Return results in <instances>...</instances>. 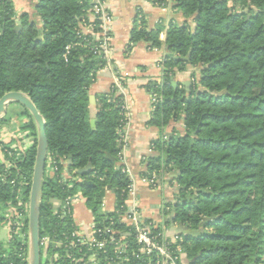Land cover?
<instances>
[{"label": "trees", "instance_id": "obj_1", "mask_svg": "<svg viewBox=\"0 0 264 264\" xmlns=\"http://www.w3.org/2000/svg\"><path fill=\"white\" fill-rule=\"evenodd\" d=\"M148 1L157 6L171 1L190 25L168 30L163 79L146 86L148 93L158 87L161 99L150 124L164 129L180 123L183 130L173 129L152 143L154 154L144 160L142 176L155 173L158 184L167 174L175 176L178 194L165 213L168 217L175 210L177 221L192 230L193 237L184 235L182 244L190 264H262L264 0ZM92 6L90 0H39L33 13L18 19L13 2L0 0V99L10 92L30 96L45 118L48 158L53 162L49 166L56 168L45 173L41 192L42 264H85L92 255L91 247H71L76 243L67 205L71 199H86L98 229L111 219L119 221L116 212H102L106 195L114 193L116 211L128 199L123 191L131 180L119 159L117 134L123 96L117 95L116 85L97 96V123L91 125L89 89L108 65L103 55L94 54L98 47L94 38L80 35ZM141 19L137 21L144 23ZM138 27L131 33V44L162 46L161 28ZM188 65L200 68L199 83L174 89L176 72ZM23 117L27 122L22 129L33 139L32 145L19 150L0 141L10 163L0 164V224L11 223L10 241H0V264H29L27 205L37 128L26 110ZM4 121L0 119V125ZM63 161L70 163L68 179L63 177ZM55 201L65 209L56 210ZM8 210L14 211L11 220ZM115 229L133 233L122 224ZM45 240L48 251L57 256L52 262H43ZM127 241L128 264H147L134 234ZM107 248L112 257V245ZM100 261L108 264V256Z\"/></svg>", "mask_w": 264, "mask_h": 264}, {"label": "crops", "instance_id": "obj_2", "mask_svg": "<svg viewBox=\"0 0 264 264\" xmlns=\"http://www.w3.org/2000/svg\"><path fill=\"white\" fill-rule=\"evenodd\" d=\"M11 1L19 19L24 13H33V9L39 0ZM106 3L112 18L110 30L112 39L106 56L108 65L97 73V79L89 89L90 117L92 120H96L97 96L109 93L113 85L117 82H123L125 84L124 99L129 106L124 164L131 179L135 182L137 191L136 197L128 201L127 207L130 209L136 205L147 220L154 221L169 234H176L167 226L166 222L170 215L164 216L161 207L174 201L177 185L171 177L168 178L165 175L161 177L157 190H152L148 184L143 182L142 173L146 170L144 160L154 154L152 143L163 136L172 134L173 129L182 132L183 128L180 123L172 124L164 129L150 124L153 112L151 98L146 86L151 81L161 82L163 79L164 59L169 55L165 44L168 30L172 26L179 27L187 22L190 25V21L184 17L179 9L173 6L171 1L165 6L154 5L148 0H106ZM142 17L144 23L141 21ZM138 18L141 19L139 22L137 21ZM135 27L146 28L149 31L161 28L159 40L162 46L152 48L149 43L144 41L131 44V33ZM199 80L200 68L191 65L186 66L182 72L177 71L174 79L181 89H189L193 83H199ZM188 83L191 84L189 87L186 86ZM2 133L6 136V131H2ZM25 134L28 137V133L25 132ZM9 139H13L12 134ZM6 141L8 140L6 139ZM30 145H32V141L28 142L26 146ZM5 163L4 154L0 152V164ZM62 163L65 169L63 177L68 179L70 177L68 170L70 163L68 161ZM76 198L74 201H70L68 205L75 229L81 239L91 240L93 237V214L86 205V199L82 196ZM62 205L59 201L54 202L56 210L63 207ZM116 205L114 193L109 192L104 199L102 212L113 214ZM181 259H183L181 263L183 264L185 262L184 255Z\"/></svg>", "mask_w": 264, "mask_h": 264}, {"label": "built area", "instance_id": "obj_3", "mask_svg": "<svg viewBox=\"0 0 264 264\" xmlns=\"http://www.w3.org/2000/svg\"><path fill=\"white\" fill-rule=\"evenodd\" d=\"M90 1L92 2L93 6L87 11L88 20H83L80 25V35L83 37L88 35L93 37L95 42L98 43V47L94 50V54L103 55L104 59L107 61L106 56L109 52L112 39L110 32L112 18L108 12L106 0ZM71 47L67 48V54H69ZM115 85L117 86L118 90L117 95L123 96V99L120 102L122 120L117 131V134L119 135L118 142L121 148L119 159L124 166V172L129 175V171L124 164L127 126L129 125V106L125 103L124 99L125 87L121 85V82H117ZM157 89L158 87H156L155 90L149 92L153 113L156 111V108L161 100L158 92H156ZM0 152L6 154L7 150H4L3 147L0 146ZM47 164L52 166V160L48 161ZM49 169L51 173L56 170L54 167H50ZM130 180V185L125 191H123L125 194H127L128 199L125 201V205L120 210H115L116 214H118L119 221L115 222L111 219L108 226H106L104 229H98L96 223H93V237L91 240L81 239L78 236L77 231H75L73 233V238L76 239V243H72L71 247H91L90 249L92 255L88 258V261L85 264H100L101 256H108V264H128L129 243L127 239L130 234H134L135 240L140 246L139 255L145 256L147 264H181V257L184 253L182 245L184 242V235L178 233L169 234L154 221L147 220L136 205L130 209L127 207L128 201L134 199L137 195L135 182L131 179V177ZM143 182L148 184L152 190H157L159 187L158 176L155 173L152 174L150 178L143 177ZM165 211L170 212V208L166 206ZM70 212L71 211L69 209V213ZM117 224H122L127 228H131L133 233L116 230L115 225ZM42 244L43 243H41V245ZM109 244H111L113 247L112 257H110V253L107 248ZM80 262V260L77 261V263Z\"/></svg>", "mask_w": 264, "mask_h": 264}, {"label": "water", "instance_id": "obj_4", "mask_svg": "<svg viewBox=\"0 0 264 264\" xmlns=\"http://www.w3.org/2000/svg\"><path fill=\"white\" fill-rule=\"evenodd\" d=\"M20 25V22H19ZM20 28V26H19ZM189 61V58L184 59ZM174 89L178 88V83L173 82ZM188 83L186 86H190ZM11 105H20L29 112L33 118L37 128V154L36 162L32 178L31 192L29 196V231H28V244H29V264H42L41 252V238H40V207H41V192L43 187L44 176L47 169L48 162V138L46 135V121L42 114L39 112L35 103L29 95L21 92H10L5 94L0 99V119L8 114ZM97 120H91V125L95 127ZM107 158L114 161V158L107 155ZM90 169L88 166L79 172V175L86 173ZM77 198L71 199L74 201ZM178 217L176 211L173 210L166 222L167 226L172 232L182 235H192V230L185 226L183 223L177 221ZM196 260H193L195 262Z\"/></svg>", "mask_w": 264, "mask_h": 264}, {"label": "rangeland", "instance_id": "obj_5", "mask_svg": "<svg viewBox=\"0 0 264 264\" xmlns=\"http://www.w3.org/2000/svg\"><path fill=\"white\" fill-rule=\"evenodd\" d=\"M23 113H25V109L22 106L11 105L9 107L7 116L2 118L3 120L5 119V121L3 122V124L0 125V137H1L0 141L2 140V142H4L5 144L8 142L7 144L10 145V148L20 150V149H23V147H25L28 142L32 141L31 137H27V135L25 134V132H23V129H22L23 124L27 122V118L23 117ZM2 131H6V136H4L5 134L2 133ZM9 134L13 135V139H11V140L9 139L10 138ZM6 139L8 141H6ZM48 161H51V159L48 158ZM5 165H7L9 167L10 163L6 160ZM49 168H50V166H49V164H47L46 172H48V173H50ZM166 176L168 177V174ZM170 177L173 180L175 176L170 175ZM170 177H168V178H170ZM178 190H179V187L177 186V191L174 194V201L170 202L172 205L174 204V202L176 200L175 198H176V195L178 194ZM165 207H166V205L162 206L161 211L163 212L164 216H167V214L165 213ZM27 209L29 211V203L27 205ZM13 212H14L13 210H10L8 212L9 213V220L12 219V216L14 214ZM10 225H11L10 222H9V224H2V223L0 224V241L1 242L7 243L8 241H10ZM190 236L193 237V235H190ZM21 238H22L21 239L22 242H24L23 236ZM48 246H49V242L47 240H45L44 250H43V262H47L48 260H49V262H52L53 260H55L57 258L56 255H54V254L52 255L48 251ZM183 255L185 257V262H183V264H190L191 261L188 259L185 252L183 253ZM182 260L183 259H181V263H182ZM260 261L262 264H264V255H262Z\"/></svg>", "mask_w": 264, "mask_h": 264}]
</instances>
